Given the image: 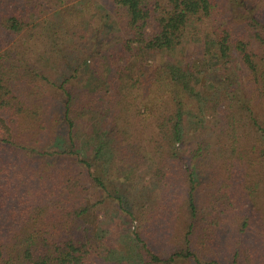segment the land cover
Masks as SVG:
<instances>
[{"label":"trees","instance_id":"1","mask_svg":"<svg viewBox=\"0 0 264 264\" xmlns=\"http://www.w3.org/2000/svg\"><path fill=\"white\" fill-rule=\"evenodd\" d=\"M0 264H264V0H0Z\"/></svg>","mask_w":264,"mask_h":264},{"label":"rangeland","instance_id":"2","mask_svg":"<svg viewBox=\"0 0 264 264\" xmlns=\"http://www.w3.org/2000/svg\"><path fill=\"white\" fill-rule=\"evenodd\" d=\"M98 4L100 3L101 4V1H103V0H95ZM107 1V0H106ZM105 225H107V224H105ZM105 228V227H104Z\"/></svg>","mask_w":264,"mask_h":264}]
</instances>
